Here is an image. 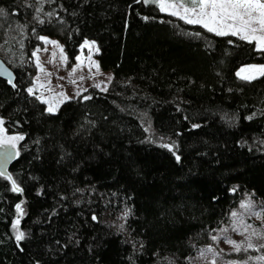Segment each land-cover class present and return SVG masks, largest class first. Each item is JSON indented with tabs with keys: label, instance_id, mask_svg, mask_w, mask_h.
Listing matches in <instances>:
<instances>
[{
	"label": "trees",
	"instance_id": "obj_1",
	"mask_svg": "<svg viewBox=\"0 0 264 264\" xmlns=\"http://www.w3.org/2000/svg\"><path fill=\"white\" fill-rule=\"evenodd\" d=\"M0 9V44L24 38L20 55L0 54L15 74L0 77V118L24 136L20 153L3 154L0 264H188L244 194L264 204V75L237 76L264 63L254 42L143 0ZM41 35L60 39L71 62L96 41L110 89L48 112L27 90Z\"/></svg>",
	"mask_w": 264,
	"mask_h": 264
},
{
	"label": "rangeland",
	"instance_id": "obj_2",
	"mask_svg": "<svg viewBox=\"0 0 264 264\" xmlns=\"http://www.w3.org/2000/svg\"><path fill=\"white\" fill-rule=\"evenodd\" d=\"M39 1L44 3L48 0ZM164 13L168 12L164 11ZM44 15L45 13L41 14L40 19H44ZM40 37L46 39L41 40ZM38 40L40 44L33 51L37 71L32 84L28 87L32 91L31 93L28 92L44 102L48 112L56 113L63 103L85 95L91 88L101 91L110 89L115 80V74L112 70L101 69L97 58L98 44L96 41L85 39L80 46L75 61L71 62L60 39L41 35ZM85 41L88 42L87 45ZM4 43L0 44V54H3V51H8L16 56L21 54L24 47V38L21 35L16 36V46ZM252 66L256 67L253 68ZM260 66H264V63L244 64L237 70V76L241 79H244L242 77H248L245 80L260 77L262 75L257 71ZM49 108L52 110L49 111ZM0 121H2L0 123V156L7 148L14 151V155H17V151L21 152L20 145L23 139L13 138L21 136L24 138V136L19 132H9L3 118H0ZM249 201L253 205V211L261 212L264 215V204L255 198L253 194H244L238 206L231 211L228 221L215 230L214 236H218L219 239H212L211 244L199 249L188 259V264H213V261H215V264H264V260L256 259L264 256V247H259V245L264 244V240L253 235V229L264 233V219L251 216L248 210L241 208L242 203ZM233 212L237 213L236 217L232 216ZM246 225L252 227L246 229ZM234 227L237 229L236 231H233ZM221 229H227V231L221 233ZM225 236L240 243L241 251H235L234 247L226 242ZM246 237L251 238L253 247L244 251L243 249L247 247ZM209 248L212 251H208ZM201 251L204 252L203 257L200 256ZM163 262L164 264H177L176 258L173 256L165 258Z\"/></svg>",
	"mask_w": 264,
	"mask_h": 264
},
{
	"label": "snow or ice",
	"instance_id": "obj_3",
	"mask_svg": "<svg viewBox=\"0 0 264 264\" xmlns=\"http://www.w3.org/2000/svg\"><path fill=\"white\" fill-rule=\"evenodd\" d=\"M144 2L154 3L159 7L160 11H166L170 15L179 16L180 19L185 20L188 24L201 25L208 32L215 33L217 36H238L241 40H246L250 43L255 42L258 50H264V0H144ZM0 14H3V9H0ZM40 39L45 40L46 38L40 37ZM87 43L85 41L86 45ZM252 67L255 68L256 66ZM242 71L244 70L242 69ZM257 71L261 75H264V66H260ZM242 78L248 79V77ZM9 83H11V80H9ZM28 91L31 93L32 89H28ZM89 98L85 97V99ZM51 110L49 108V111ZM13 139H23V137H14ZM177 160H179V157H177ZM0 175H4V173L0 172ZM6 179H11V176H7ZM13 185V191H20L15 186V181H13ZM16 208L20 210V205L17 204ZM241 208L248 210L251 216L264 219V215L261 212L252 210L253 205L251 201L242 203ZM232 216L236 217L237 213L233 212ZM251 227V225L245 226L246 229ZM236 230L234 227L233 231ZM226 231L227 229H221V233ZM241 234L243 235V233ZM253 235H256L258 239L264 240V233L253 229ZM23 237L24 234L21 232L16 236V239L22 240ZM212 239L217 240L219 237L213 236ZM224 239L234 247L235 251H241L240 243L226 236ZM246 240L247 247L243 249L244 251L253 247L251 238L246 237ZM259 247H264V244L259 245ZM208 251H212V249L209 248ZM200 256H204L203 251H201ZM256 259L264 260V256L257 257ZM213 264H215V261H213Z\"/></svg>",
	"mask_w": 264,
	"mask_h": 264
},
{
	"label": "water",
	"instance_id": "obj_4",
	"mask_svg": "<svg viewBox=\"0 0 264 264\" xmlns=\"http://www.w3.org/2000/svg\"><path fill=\"white\" fill-rule=\"evenodd\" d=\"M0 77L9 80H13L15 77L13 69L10 68L2 58H0ZM3 173L6 174L5 171H3Z\"/></svg>",
	"mask_w": 264,
	"mask_h": 264
},
{
	"label": "flooded vegetation",
	"instance_id": "obj_5",
	"mask_svg": "<svg viewBox=\"0 0 264 264\" xmlns=\"http://www.w3.org/2000/svg\"><path fill=\"white\" fill-rule=\"evenodd\" d=\"M4 152L2 153V155L0 156V170L3 169V166L5 165V163L7 162V156H3Z\"/></svg>",
	"mask_w": 264,
	"mask_h": 264
}]
</instances>
